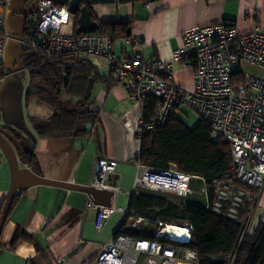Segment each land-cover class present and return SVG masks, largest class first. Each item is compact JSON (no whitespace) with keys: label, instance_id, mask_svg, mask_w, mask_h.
Instances as JSON below:
<instances>
[{"label":"built area","instance_id":"obj_1","mask_svg":"<svg viewBox=\"0 0 264 264\" xmlns=\"http://www.w3.org/2000/svg\"><path fill=\"white\" fill-rule=\"evenodd\" d=\"M69 1L37 0V10L27 20L24 40L18 44L42 51L47 59L78 54L100 61L109 66L116 84L139 104L148 96L157 97L151 120L140 122L138 132L165 124L185 107L193 110L211 127L213 138L227 142L231 150L229 170L221 180L212 182L211 198L201 186L203 207L230 221L246 212L238 243L250 230L264 227V210L257 212L264 192V28L257 25L239 33L231 24L219 22L183 33L181 45L168 62L141 53L122 57L114 54L112 40L99 30L79 35L61 32L71 20ZM4 26L0 13V63ZM176 66L193 69L192 91L174 83ZM116 167L115 161H95L90 186L117 196L118 188L106 184L110 176L118 175ZM193 179L174 169L155 170L137 164L131 193L171 194L184 201L194 194ZM86 207L96 210L94 227L98 231L114 213L128 215L127 209L95 206L90 198ZM141 222L131 215L127 227ZM168 228L177 233L171 236ZM191 231L189 225L158 223L153 239L118 235L104 244L89 264H200L195 251L187 247Z\"/></svg>","mask_w":264,"mask_h":264},{"label":"crops","instance_id":"obj_2","mask_svg":"<svg viewBox=\"0 0 264 264\" xmlns=\"http://www.w3.org/2000/svg\"><path fill=\"white\" fill-rule=\"evenodd\" d=\"M82 1L91 19L97 23L132 22L129 39L112 41L114 54L122 57L141 53L145 58L168 62L173 50L181 45L183 33L219 22L231 24L239 33L250 31L257 25L264 28V0ZM76 18L77 15L71 16L69 24L64 26L69 30L68 34L75 33ZM87 59L94 67L93 74L111 77L108 65ZM193 82L192 68L175 67L174 83L178 87L189 91ZM24 91L25 88L20 96L15 93L14 108L10 107L12 116L8 121L1 119L0 125H7L33 142L38 162V170L33 171L34 174L48 180L88 186L95 161L99 159L117 163L118 175L115 177H120L121 172L129 167H134L136 171V164L132 160L139 152L136 133L142 118V107L115 84L112 77L108 80L102 78L92 90L86 111L97 113L101 127L88 138H37L27 119L49 118L53 110L36 98H30L25 103ZM2 148L0 144V204L12 183L10 161ZM16 158L18 166L23 168L20 157ZM116 197L112 207H116ZM87 199L84 193L57 187L35 186L27 189L1 231L0 264H89L112 238L122 219H112L114 213L104 221L101 230H96V210L86 207ZM261 206V210H264V201ZM18 230L30 240L21 241L15 250L10 251ZM105 230L111 236L102 241L97 234Z\"/></svg>","mask_w":264,"mask_h":264},{"label":"trees","instance_id":"obj_3","mask_svg":"<svg viewBox=\"0 0 264 264\" xmlns=\"http://www.w3.org/2000/svg\"><path fill=\"white\" fill-rule=\"evenodd\" d=\"M8 1L11 0H0V6L3 7ZM118 1L135 3L146 0ZM23 2L25 6H30L33 0ZM83 5V1L80 0V6ZM25 24L27 25V21ZM98 24V30L109 36L112 41L129 39L131 36L132 22ZM26 25L21 28L23 35ZM74 25L76 29V21ZM17 51L20 53L18 69L24 70L27 75L25 103L30 98H36L53 110L49 118L27 119L37 138H88L101 127L97 113L86 111V108L90 105L95 85L102 78L108 80L112 76L100 77L93 74L94 67L86 56L63 54L47 59L42 51L21 45ZM14 71L12 68L5 69L4 64L0 63V79ZM113 81L116 84L114 79ZM15 87L17 96H20L22 91L20 85L17 83ZM157 101L158 98L155 96L145 98L141 104V122L148 123L151 120ZM0 127L18 140L22 150L20 159L23 168L37 172L38 162L33 142L9 127L1 125ZM136 136L139 139V152L132 160L136 165H144L155 170L174 169L194 176L196 179H193L192 186L196 187V184L205 186L210 198L212 182L221 180L231 164L229 144L220 138H213L211 127L201 119L193 128H187L178 116H174L165 124L150 131H137ZM239 187L244 188L240 184ZM24 193L25 191L15 194L7 218ZM195 200L197 201L187 199L180 201L164 195L132 193L128 199V215L122 218L112 238L126 235L137 239H153L158 223L189 225L192 231L187 247L195 251L200 264H264V227L259 226L255 231L247 233L238 243L243 228L242 219L246 212H243L238 220L230 221L204 210L202 197ZM4 201L5 199L0 204V213ZM131 215L142 219L134 228L127 227V219ZM26 240L30 238L25 233L16 231L9 250H15L21 241Z\"/></svg>","mask_w":264,"mask_h":264},{"label":"water","instance_id":"obj_4","mask_svg":"<svg viewBox=\"0 0 264 264\" xmlns=\"http://www.w3.org/2000/svg\"><path fill=\"white\" fill-rule=\"evenodd\" d=\"M24 2H16L14 0L9 1V8H15L24 15H33L37 10V0H33L30 6L23 10ZM68 10L72 16L77 15V28L75 34H88L93 33L99 28V24L91 19V14L86 6H80V0H70L68 3ZM4 12L0 9V13ZM18 14L13 18V30L15 32L21 31V16ZM2 119L8 121L12 112L6 102L1 103ZM0 144L5 150L11 165L12 170V183L10 190L5 197V201L0 213V234L7 219L8 211L12 200L17 192L26 191L27 189L35 186H50L57 187L69 191H76L86 194L90 198L95 206L111 207L114 199V193L109 190L97 189L93 186H78L75 184L57 182L48 180L37 176L27 168H20L17 162V156L22 154L21 146L19 142L8 131L0 127ZM132 194V193H131Z\"/></svg>","mask_w":264,"mask_h":264},{"label":"rangeland","instance_id":"obj_5","mask_svg":"<svg viewBox=\"0 0 264 264\" xmlns=\"http://www.w3.org/2000/svg\"><path fill=\"white\" fill-rule=\"evenodd\" d=\"M18 3L23 2V0H14ZM5 6L9 5V1L4 4ZM72 16V15H71ZM5 26H4V50H3V56H2V63L4 64L5 69H14L15 71L12 72V74L3 77L0 79L1 86H0V103L6 102L11 109L14 108V99H15V93H16V87L15 84L17 83L20 85L22 91L24 88L26 89L27 86V75L25 72H22V70L19 68L20 63V53L17 51L18 42L16 41H23L24 35L21 31L15 32L13 30V17L10 12H6L3 14ZM32 16H29L28 20L31 19ZM97 31V30H96ZM62 33L68 35L69 30H66L65 27H62L61 30ZM83 34V33H81ZM77 35V34H75ZM79 35V34H78ZM16 40V41H14ZM193 87L189 90L192 91L194 88V82ZM21 91V93H22ZM178 117L182 120V122L185 124L187 128H193L198 121L200 120L199 116L188 107H185L183 109V112L178 115ZM144 166V165H143ZM135 168L129 167L127 170H124L121 172L120 177L110 176L108 180L106 181L107 185H115L118 187L119 193L117 194V197L115 199V206L116 208H121L124 211L127 209L128 205V199L129 195L132 192V186L135 178ZM200 184H196V187H193L194 194L187 198V201H197L195 198L200 199V196H202V192L200 188ZM165 197L175 198L171 194H165ZM264 199V194L262 201ZM261 201V205H262ZM259 206V209L257 212H259L262 208V206ZM205 210V208L203 207ZM123 214L121 213H115L112 216V219H122ZM119 220V221H120ZM252 229V228H251ZM157 230V227H156ZM155 230V231H156ZM252 230L249 231V233ZM111 234H109L106 230L101 232L100 234H97V237L100 238L102 241H106L109 239Z\"/></svg>","mask_w":264,"mask_h":264},{"label":"flooded vegetation","instance_id":"obj_6","mask_svg":"<svg viewBox=\"0 0 264 264\" xmlns=\"http://www.w3.org/2000/svg\"><path fill=\"white\" fill-rule=\"evenodd\" d=\"M24 7H23V10H25L28 6H25V5H23ZM3 10H4V12L3 13H6V12H10L11 14H12V17L14 18L15 16H17L18 14H22V13H20V11H18V10H16L15 8H9V6H5V7H3ZM21 16V19H20V22H21V24H22V26H21V28L23 27V25H26L25 23H26V21L28 20V18H29V16L30 15H24V14H22V15H20Z\"/></svg>","mask_w":264,"mask_h":264},{"label":"bare ground","instance_id":"obj_7","mask_svg":"<svg viewBox=\"0 0 264 264\" xmlns=\"http://www.w3.org/2000/svg\"><path fill=\"white\" fill-rule=\"evenodd\" d=\"M254 24H255V22H254ZM1 113V112H0ZM23 123V122H22ZM6 125V124H5ZM6 127H8L7 125H6ZM10 128V127H9ZM18 141V140H17ZM24 147V146H23ZM3 149V148H2ZM113 186V185H112ZM132 191V190H131ZM168 232H169V234H171V236H173V234H175V233H177V231H175V230H171V228H168Z\"/></svg>","mask_w":264,"mask_h":264}]
</instances>
